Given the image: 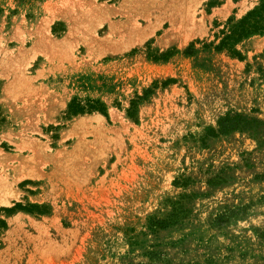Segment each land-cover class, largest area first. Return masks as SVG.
Returning <instances> with one entry per match:
<instances>
[{"label": "rangeland", "instance_id": "374dc122", "mask_svg": "<svg viewBox=\"0 0 264 264\" xmlns=\"http://www.w3.org/2000/svg\"><path fill=\"white\" fill-rule=\"evenodd\" d=\"M259 2L0 0V264H264Z\"/></svg>", "mask_w": 264, "mask_h": 264}, {"label": "trees", "instance_id": "16d2710c", "mask_svg": "<svg viewBox=\"0 0 264 264\" xmlns=\"http://www.w3.org/2000/svg\"><path fill=\"white\" fill-rule=\"evenodd\" d=\"M229 19V26L226 31H222V37L219 43L215 46L217 49H221L224 46H230L231 44L239 41L241 38L246 37L253 33H264V0H260L259 4L253 9L249 10L239 21L231 23ZM235 51V50H233ZM239 55V52H236ZM104 111V108H100ZM257 120L250 118L247 115L235 112L233 114L227 113L225 116L218 120V128H209V134L216 136L218 134H226L229 131L236 129H247L252 126ZM21 208V205L17 204ZM169 223L168 219H151L150 225L164 227Z\"/></svg>", "mask_w": 264, "mask_h": 264}]
</instances>
